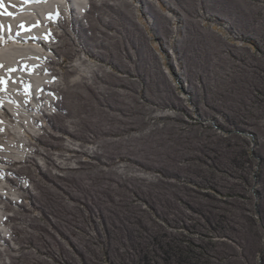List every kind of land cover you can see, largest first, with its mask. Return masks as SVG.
Listing matches in <instances>:
<instances>
[{
    "label": "rangeland",
    "instance_id": "obj_1",
    "mask_svg": "<svg viewBox=\"0 0 264 264\" xmlns=\"http://www.w3.org/2000/svg\"><path fill=\"white\" fill-rule=\"evenodd\" d=\"M137 1L66 22L48 165L11 174L31 185L0 264H264V0ZM81 46L100 72L72 85Z\"/></svg>",
    "mask_w": 264,
    "mask_h": 264
},
{
    "label": "bare ground",
    "instance_id": "obj_2",
    "mask_svg": "<svg viewBox=\"0 0 264 264\" xmlns=\"http://www.w3.org/2000/svg\"><path fill=\"white\" fill-rule=\"evenodd\" d=\"M104 2L0 0V258L5 261L9 258L8 249H19L13 241L14 231L9 223L15 214H10L8 208L12 203L22 204V191L24 188L29 190L31 185L28 174L19 178V184L11 174L25 172L23 164L30 161L48 165L44 158L48 152L35 142L47 132V119L58 112V92L62 90L63 79L55 72V65L60 62L55 48H58L60 37L65 32L66 22L86 19L89 5ZM144 2L159 10L166 8L162 0ZM132 9L138 13V9ZM83 47H76L82 53L77 52L71 63L75 72L69 80L72 85L79 81L82 83L83 79L88 83L93 73L98 75L100 72ZM64 131L72 133L70 129ZM62 147L67 151L79 150L78 144L70 140H66ZM81 152L92 156L98 154L92 147L82 148ZM69 155L51 154L49 159L53 165L49 170L56 173L57 167H76L80 162H75Z\"/></svg>",
    "mask_w": 264,
    "mask_h": 264
},
{
    "label": "snow or ice",
    "instance_id": "obj_3",
    "mask_svg": "<svg viewBox=\"0 0 264 264\" xmlns=\"http://www.w3.org/2000/svg\"><path fill=\"white\" fill-rule=\"evenodd\" d=\"M0 67H2V65H0Z\"/></svg>",
    "mask_w": 264,
    "mask_h": 264
}]
</instances>
